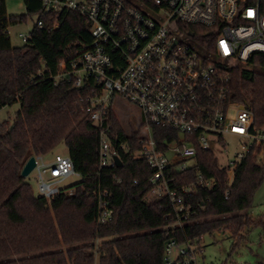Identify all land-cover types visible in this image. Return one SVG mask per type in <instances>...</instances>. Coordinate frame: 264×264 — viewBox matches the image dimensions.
Segmentation results:
<instances>
[{
  "label": "trees",
  "instance_id": "16d2710c",
  "mask_svg": "<svg viewBox=\"0 0 264 264\" xmlns=\"http://www.w3.org/2000/svg\"><path fill=\"white\" fill-rule=\"evenodd\" d=\"M24 2L27 13L11 16L6 0H0V111L19 105L12 119L0 122V264H169L170 240L189 245L198 256L205 235L226 231L232 250L238 249L247 232L263 224L245 213L264 180L260 150L241 161L229 182L214 152L197 147L196 165L174 172L177 182L195 184L201 173L215 185L198 188L189 198L195 206L189 222L169 227L177 221L175 208L168 199L149 201L153 170L135 156L139 132L132 125L127 130L111 109V139L122 165L102 168L98 131L86 114L87 88L53 79L78 43L91 42L88 21L70 13L51 32L35 23L27 42L16 47L10 27L32 14L42 17L39 2ZM253 62V70H233L231 98L264 129V54ZM154 130L159 140L177 137L164 128ZM61 143L81 181L51 199L36 195L21 171L32 156L51 155ZM102 199L114 212L108 225L98 223ZM183 259L172 264H184Z\"/></svg>",
  "mask_w": 264,
  "mask_h": 264
},
{
  "label": "built area",
  "instance_id": "2783aa9c",
  "mask_svg": "<svg viewBox=\"0 0 264 264\" xmlns=\"http://www.w3.org/2000/svg\"><path fill=\"white\" fill-rule=\"evenodd\" d=\"M40 3L39 30L54 31L66 16L76 13L89 23L90 43H78L59 65L55 84L68 83L89 92L86 114L98 131L102 168L116 164L111 139L110 111L125 117L139 132L140 149L153 173L149 201L173 203L176 223L189 222L197 189L212 190L215 181L198 174L195 184H179L174 172L196 165L197 147L227 151L231 182L247 155L259 149L264 160V129L255 127L247 107L231 98L233 70H253L255 55L264 54V0H32ZM24 42L29 36L21 35ZM124 103L139 109L129 112ZM155 127L177 137L159 140ZM36 156L39 194L51 199L58 184L80 174L69 156ZM49 174L51 181L45 180ZM107 196V193H105ZM197 207L204 205L197 203ZM114 212L102 199L100 225L113 221ZM177 249L184 264H197L189 245L170 240L166 259Z\"/></svg>",
  "mask_w": 264,
  "mask_h": 264
},
{
  "label": "rangeland",
  "instance_id": "374dc122",
  "mask_svg": "<svg viewBox=\"0 0 264 264\" xmlns=\"http://www.w3.org/2000/svg\"><path fill=\"white\" fill-rule=\"evenodd\" d=\"M7 10L11 16H20L27 13L24 0H6ZM38 20L37 14H32L27 17L26 21L15 26L10 27L9 33L13 46L19 47L25 44L21 35L29 36L33 30L35 23ZM117 100L122 101L125 108L131 112L139 115L140 111L137 107L124 103L121 98ZM19 105L7 107L0 111V122L12 119L14 113L17 111ZM126 112L120 110L117 115L120 117L127 130L133 124L125 117ZM134 128V126H133ZM225 152L218 147H214L213 152L219 161V164L224 167L229 160L234 157L235 143L227 148ZM56 154L68 156V148L64 143H61L50 158ZM31 184L36 195L38 191L37 173L33 172L26 178ZM46 181H51L49 174L45 175ZM81 181V177L74 175L69 177L64 182L58 184L59 189L69 188ZM255 221H261L263 224L252 227L247 232V239L235 251L232 250L233 239L228 231L217 233V235H205L202 239V251L196 256L197 264H264V180L260 188L256 191L252 207L245 212ZM179 253L177 249L172 251V260H176ZM95 264H98L96 261Z\"/></svg>",
  "mask_w": 264,
  "mask_h": 264
},
{
  "label": "water",
  "instance_id": "95a60500",
  "mask_svg": "<svg viewBox=\"0 0 264 264\" xmlns=\"http://www.w3.org/2000/svg\"><path fill=\"white\" fill-rule=\"evenodd\" d=\"M115 163L117 166H121V160L119 157L115 156L114 157ZM36 168V156H32L24 165L22 171H21V176L24 178L29 177L33 171Z\"/></svg>",
  "mask_w": 264,
  "mask_h": 264
}]
</instances>
